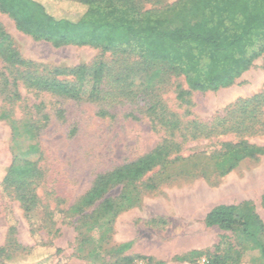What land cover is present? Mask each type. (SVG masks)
Instances as JSON below:
<instances>
[{
	"label": "rangeland",
	"instance_id": "obj_1",
	"mask_svg": "<svg viewBox=\"0 0 264 264\" xmlns=\"http://www.w3.org/2000/svg\"><path fill=\"white\" fill-rule=\"evenodd\" d=\"M37 1L60 17L73 19L82 10L74 3ZM178 1L134 0V6L158 15ZM0 25L21 58L37 65L38 75L99 64L103 70L98 98L86 94L75 101L27 88L26 73L0 60V264H12L4 258L15 250L7 245L10 226L15 245L31 253L17 264H205L211 254L233 251L239 264H264L253 241L204 225L215 206L241 203L264 224V156L244 159L224 175L216 170L223 143L264 148V55L233 86L179 100L178 93L187 91L184 78L159 63L121 51L54 48L17 32L2 14ZM57 79L75 83L70 76ZM160 145L172 149L168 162L136 184L133 208L119 204L91 219L99 202L85 206L83 198L96 178ZM27 146L35 152L26 153ZM15 158L35 163L41 174L33 186L39 207L30 216L14 189L2 185ZM121 190L109 185L103 198H117ZM109 226L112 233L101 228ZM99 245L100 256L89 257ZM192 251L198 256L189 260Z\"/></svg>",
	"mask_w": 264,
	"mask_h": 264
},
{
	"label": "trees",
	"instance_id": "obj_2",
	"mask_svg": "<svg viewBox=\"0 0 264 264\" xmlns=\"http://www.w3.org/2000/svg\"><path fill=\"white\" fill-rule=\"evenodd\" d=\"M54 1L74 3L82 9L81 13L70 19L50 12L37 0H0V14L14 23L17 32L54 48L75 46L121 51L135 54L149 64L159 63L184 78L187 91L178 93L179 100H184L191 92H216L233 86L264 55V0H180L158 15L139 13L134 0ZM0 60L16 73L20 70L26 73L24 85L36 91L75 101L86 94L96 99L101 92V64L74 70L55 69L51 77L38 75L37 65L21 58L1 25ZM62 76L74 78L75 83L59 81L57 78ZM13 86L16 87V83ZM232 113L233 110L227 112ZM25 150L28 154L35 152L33 146ZM171 152L172 149L160 145L150 154L107 176H98L83 198L85 206L99 202L89 217L99 220L111 210L119 209V204L133 208L131 196L138 193L136 184L154 167L167 163ZM261 156H264L262 147L223 143L216 170L224 175L242 160ZM40 177L35 163L15 158L2 181V185L14 189L23 212L29 216L39 207L33 186ZM117 184L122 186L120 195L114 199L103 198L107 187ZM261 202L264 207V194ZM204 225L238 232L244 239L254 242V248L264 260V239L259 240L264 235V224L248 203L215 206L205 215ZM101 228L112 233V226ZM8 231L7 245L15 250L14 255L5 256V260L12 264L25 261L31 253L15 245L14 226ZM124 248L121 246V250ZM101 249L99 245L88 256L99 257ZM0 252L3 254L4 250ZM58 253L59 250H54L52 257ZM196 256L198 253L192 251L188 259ZM239 263L240 254L235 251L231 255L214 253L205 260V264Z\"/></svg>",
	"mask_w": 264,
	"mask_h": 264
},
{
	"label": "built area",
	"instance_id": "obj_3",
	"mask_svg": "<svg viewBox=\"0 0 264 264\" xmlns=\"http://www.w3.org/2000/svg\"><path fill=\"white\" fill-rule=\"evenodd\" d=\"M132 264H143L141 261H135Z\"/></svg>",
	"mask_w": 264,
	"mask_h": 264
},
{
	"label": "crops",
	"instance_id": "obj_4",
	"mask_svg": "<svg viewBox=\"0 0 264 264\" xmlns=\"http://www.w3.org/2000/svg\"><path fill=\"white\" fill-rule=\"evenodd\" d=\"M114 231L116 232V231H117V229L115 228V229H114Z\"/></svg>",
	"mask_w": 264,
	"mask_h": 264
}]
</instances>
